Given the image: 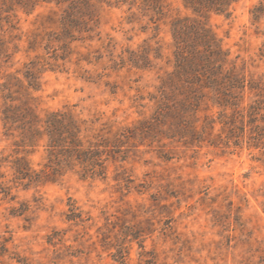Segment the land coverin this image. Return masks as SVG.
Here are the masks:
<instances>
[{
    "label": "rangeland",
    "instance_id": "374dc122",
    "mask_svg": "<svg viewBox=\"0 0 264 264\" xmlns=\"http://www.w3.org/2000/svg\"><path fill=\"white\" fill-rule=\"evenodd\" d=\"M106 1L97 6L98 30L111 49L97 39L78 44L101 60L41 70L31 104L39 113L69 109L112 135L151 116L158 76L172 68V20L193 14L182 0H164L161 15L142 10V0L134 6L132 0ZM261 1L239 0L229 14L210 12L205 20L238 71L264 81V15L254 22L251 13ZM59 17L46 3L30 14L0 11V38L11 55L0 61L1 82L18 71L24 79L25 63L45 54L30 48V41L36 32L56 29ZM145 40L160 47L155 67H121L120 57ZM3 131L0 121V158L8 160L0 168V264H124L113 259L119 247L127 251L126 264H264V163L255 160L258 151L188 148L166 138L163 147L136 136L139 146L129 144L126 161H110L106 179L83 180L69 172L55 183L25 187L13 182L10 161L23 156L39 169L44 147L24 150ZM70 203L84 222L67 220Z\"/></svg>",
    "mask_w": 264,
    "mask_h": 264
},
{
    "label": "trees",
    "instance_id": "16d2710c",
    "mask_svg": "<svg viewBox=\"0 0 264 264\" xmlns=\"http://www.w3.org/2000/svg\"><path fill=\"white\" fill-rule=\"evenodd\" d=\"M163 1L142 0L140 5L144 11L161 15ZM237 1L182 0L193 16L172 20V68L158 76L156 93L150 98L154 101L151 116L133 127L103 135L94 128V120L83 119L69 109L39 113L31 101L35 99L32 92L39 90L41 70L63 71L67 63L94 64L101 60L102 55L92 59L90 53H82L78 44L82 46L97 39L103 47L111 49V42L106 45L98 30L97 6L107 1L0 0L1 13L21 9L30 14L42 3L60 11L59 21H54L56 29L43 34L36 32L35 40L30 41V48H35V52L43 49L45 54H36L35 61L25 63V80L18 76V71L0 81V121L4 135L15 139V145L24 150L44 147L45 151L39 169H33L23 156L10 161L13 182L25 187L39 186L55 183L69 172H75L83 180L106 179L108 163L126 161L130 143L135 148L139 146L136 136L163 147L167 145L166 138L188 148L209 146L228 153L246 148L258 151L255 160L264 163V81L247 78L238 71L229 51L205 20L210 12L229 14L230 6ZM129 4L134 6L136 0ZM251 13L254 22H258L264 15V1L255 5ZM260 54L264 58V42ZM10 56L8 46L0 38V61L7 62ZM161 57L160 47L154 48L145 40L138 50L129 51L127 58L121 56L120 64L152 70L154 60ZM110 60L117 65L116 60ZM160 157L170 159L165 153ZM6 161L7 158H0V168ZM4 188L3 192L10 194L11 187ZM69 206L67 220L84 222L79 208L74 203ZM127 258L123 247L113 255L114 260L124 264Z\"/></svg>",
    "mask_w": 264,
    "mask_h": 264
}]
</instances>
